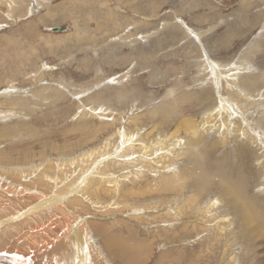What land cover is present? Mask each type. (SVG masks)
I'll return each instance as SVG.
<instances>
[{"label":"rangeland","instance_id":"1","mask_svg":"<svg viewBox=\"0 0 264 264\" xmlns=\"http://www.w3.org/2000/svg\"><path fill=\"white\" fill-rule=\"evenodd\" d=\"M71 1L0 0V264H264V245L248 251L233 216L197 224L186 184L154 190L184 159L173 152L160 164L163 150H138L173 137L176 123L151 112L174 91L173 116L206 133L210 164L243 155L242 184L264 211V81H242L264 76V0H77L74 16H50ZM106 10L115 22L97 31ZM76 33L92 43H60ZM112 237L132 242L139 259L116 257Z\"/></svg>","mask_w":264,"mask_h":264},{"label":"bare ground","instance_id":"2","mask_svg":"<svg viewBox=\"0 0 264 264\" xmlns=\"http://www.w3.org/2000/svg\"><path fill=\"white\" fill-rule=\"evenodd\" d=\"M78 1L72 0L69 7H67L66 3H62V5H58V6L49 7V8H51L49 11L50 16H52L54 19H58V20L62 19L64 17H65V19H68L69 16H74L75 14L78 13V10H79ZM84 1L86 4H89V3L91 4V3L95 2L92 0H84ZM97 2H98V4H101L103 6L106 5V3H103V2H106L105 0H97ZM109 2H108V4L110 5ZM125 7H126V5H125ZM91 8H92L91 6H87V9H91ZM100 11H98V12L100 13ZM106 11H108V12L100 13L97 16H95V18H94V20L96 21V23L98 25L97 31H102L103 29L109 30L110 25L111 26L113 25L111 23L115 22V20H111L109 23L107 22L109 17L111 16L110 14L112 13L111 12L112 10L111 11L106 10ZM99 15H102V17H100ZM129 19H130V17H129ZM122 20H123V18H119L118 23H121ZM107 26H108V28H107ZM109 31H111V30H109ZM57 39L55 40L56 42H58ZM68 40L76 41L75 47H73L71 49L79 48L82 43H87V44L92 43L91 42L92 40L90 37H84V36H81L77 33L71 39H66V37H62V39H60V43H66V41L68 42ZM98 44H99V42H98ZM95 45H96V43H95ZM54 47H56V46H54ZM214 72H215V70H214ZM228 73L229 72H226V74L221 75L222 77H220V75H219V78L217 77L218 81L220 79H222L223 77H226V78L229 77ZM261 77L262 78H258V77L252 78V79L246 78V79H243L242 81L247 80V82H244V83H246L247 86H253L254 87L256 84L259 85L261 80H262V82L264 81V76H261ZM233 85H237V79L236 78H234V84ZM173 92L174 91L168 92V94L166 95V99L164 100L165 102L163 103V105H161L158 108H155L151 112V116H153L154 119L159 124H161L163 126L170 125L172 123L171 119L174 121L173 124L176 123V125H174V127H176V130L173 132V137H172V134H171V138H169V136H168L166 138V140H164V142L160 146L159 145L157 146L156 144H152V145H147V144H143V145L141 144L140 145L139 144L140 146L139 145L138 146L140 148L138 150L140 152L144 153L145 156H147V155H156L157 156V154H159L161 152L160 151L158 153V151L163 150L165 152V154H167V155H165L164 152L160 153L161 156L159 158H157L161 161L160 164L162 162L164 163L166 161L165 159H167L166 157L169 155V153L171 154L173 152H176V158L179 160L184 159L187 164L184 166H181L182 168L179 169L178 171H176L178 174H176V172L171 173V175L164 176L163 178L157 180L156 183H153V184L150 183V184L154 186V190H156L155 189L156 186L157 187H163L165 190H171L175 186V184H177L178 182H181V183L183 182L184 184H186V187L182 186L183 188L182 189L180 188L181 191L184 192L187 189L192 190L193 195H191L192 197H190V200H193L194 203L192 202L193 204H190V205L195 204V206L197 207V210L198 209L201 210L199 213L200 218L198 217L199 219H198V221H196L197 224H200L201 226H204L206 224L209 227V226H212L213 223H215V225H213V226L219 228L220 223L224 222L223 220H224V218H226V216L227 217L233 216L234 221L235 220L238 221V227L240 228L241 233H242L241 238L246 240V242L249 244L248 251L251 248H253V249L255 248L254 250L256 253V250H258L260 248V246L264 245L263 235L257 237V234L260 231V229H264V213H263L264 211L260 210L257 207V202L255 200V197L249 198L245 192V186L242 183H244V178L247 179V177L244 176L246 173L244 175L242 174V169H243L242 166H243V163L245 162L243 155H242V157L238 158L237 162H235L236 161L235 159H234L235 161H233L232 157L227 156V157H225V159L223 158L224 160H222L221 162H217V164L216 163L210 164V161L212 162L210 152L214 148V146L206 143V141H205V134L206 133L202 135L201 132L199 131V126H197L196 123L190 117H183V118H180L179 120L174 118L173 115H175V113L178 111V108H177V100L178 99L171 98ZM173 96H174V94H173ZM203 100H207V99L203 98ZM224 101L227 104L231 105V103H228L229 100L225 99ZM6 102L8 103V105H11V106H13L15 104V101H11V100H7ZM0 105H4V102H0ZM224 109H226V108H223V110ZM231 111H233L235 115L239 114L238 113L239 110L237 108H231ZM219 114H223V113L219 112ZM230 119H231V116L228 115L227 116V123H229V124H230V122H228V120H230ZM208 122H210V121H208ZM227 126H229V125H227ZM181 132L185 133L187 138L185 139L184 142H182L181 148H179L176 151H171L174 148H176L175 144H178V142H176L174 144V147H172L171 149L168 148L169 146H167V145H170L169 143H170V140H172V139H175V141H177L178 137L181 136V134H183ZM251 134L249 135V137L251 136ZM252 136H254V135H252ZM247 137H248V135H247ZM249 137H248V139H250ZM251 141H252V139H251ZM131 142H132V140L127 141L128 144ZM247 143L248 142L246 141L245 146ZM132 144H134V142H132ZM251 144L254 146V144L252 142H251ZM245 146L242 148L243 150L245 149ZM135 147H136V145L133 146L134 150L136 149ZM236 148L238 151L239 147H236ZM246 148L249 149V147H246ZM135 151H137V150H135ZM202 151L204 152V154L202 153ZM251 152H253V151H251ZM205 153H206L207 157L204 156ZM118 154L120 155V153H118ZM122 156L124 157V153L122 154ZM172 156H174V155H172ZM260 156H263V154L262 155L260 154ZM143 159H147V158H141V161ZM169 159L172 161L174 160V159H171L170 157H168V160ZM157 162L158 161H156L155 163H157ZM233 162H235L236 167L234 166V168H236V171H235V173L229 175V174H227V172L223 168L227 167L228 165H231V163H233ZM205 166H211L212 171H210L209 169H206ZM261 166H262V164H261ZM168 168H169V166H168ZM172 168H174V167H172ZM172 170H171V172H172ZM262 170H264V168ZM262 170H259L260 171L259 173H261ZM226 176H229L231 178L226 179ZM216 178H218L219 180L216 181ZM210 190H213L216 192L214 194H209ZM152 191H153V189H152ZM208 196H209V201L207 203V202H205L204 198L208 197ZM213 196L215 198H213ZM56 200H57V197H55L53 199V201H56ZM204 204H205V206H204ZM182 211L179 213H182ZM217 212H220V215L223 213H226V214L223 217H220V216L217 217V216H215L217 214ZM204 222H206V223L204 224ZM192 223L194 224L195 222H192ZM226 223H228V222H226ZM190 224H191V222H190ZM192 228H193V226H192ZM227 232L229 233L230 230ZM258 242H260V243H258ZM105 243H106V246L110 249L109 251L115 250L116 253H118V255H116V257H118L120 259L126 260L127 258H129L131 256L137 257L139 259V255L132 252V248H131L132 242L129 243V241H127L126 239H122L119 237H112L108 240H105ZM134 245H136V244H134ZM256 245H260V246L256 247ZM141 247H142V245H141ZM133 248H134L133 251H135L137 253L138 248L137 247L135 248L134 246H133ZM110 254L113 255V253H110ZM254 254H253V256L255 257L256 255H254ZM232 258L234 259V256H232ZM257 258H258V256H257ZM161 260H163V259H161ZM135 261H137V259L130 260L127 263L133 264Z\"/></svg>","mask_w":264,"mask_h":264}]
</instances>
